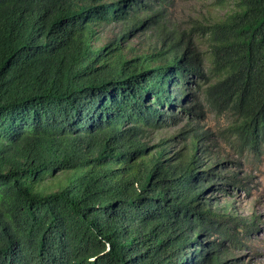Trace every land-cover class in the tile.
I'll return each mask as SVG.
<instances>
[{
	"label": "trees",
	"instance_id": "obj_1",
	"mask_svg": "<svg viewBox=\"0 0 264 264\" xmlns=\"http://www.w3.org/2000/svg\"><path fill=\"white\" fill-rule=\"evenodd\" d=\"M214 4L230 9L198 27L204 71L190 46L130 65L94 44L141 0H0V264H225L228 237L243 250L253 223L206 197L230 178L201 160V138L173 154L143 143L205 77L233 141L261 154L264 0ZM58 173L61 189H33Z\"/></svg>",
	"mask_w": 264,
	"mask_h": 264
},
{
	"label": "rangeland",
	"instance_id": "obj_2",
	"mask_svg": "<svg viewBox=\"0 0 264 264\" xmlns=\"http://www.w3.org/2000/svg\"><path fill=\"white\" fill-rule=\"evenodd\" d=\"M229 9V6H216L214 0H141L140 8L134 10L128 20L99 25L94 44L99 47L110 43V56L121 55L130 60V65L148 55L156 60L154 63L160 62V52L168 55L190 46L203 54L200 56L204 57V71H207L210 63L206 57L207 39L198 27L223 19ZM148 18L151 21L140 23ZM194 28L196 30L192 31ZM189 83L183 96L188 98L183 103L177 102L175 119L166 116L169 124L151 130L143 143L152 148L163 143L173 154L187 152L192 139L200 137L201 160L212 166V173L230 178L215 179L221 188L208 190L206 197L211 198L217 208H226L253 223L248 235L241 232L238 236L244 240L243 250L229 249V237L224 241L228 251L225 264H264V138H259L261 154L257 153L258 149L252 153L242 151L231 136L232 116L226 101L211 88L213 80L193 77ZM69 175L48 176L32 187L37 192L56 191L66 185Z\"/></svg>",
	"mask_w": 264,
	"mask_h": 264
}]
</instances>
